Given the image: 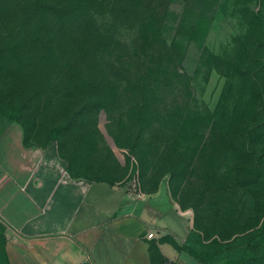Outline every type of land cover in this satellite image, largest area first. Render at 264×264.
Segmentation results:
<instances>
[{
	"label": "rangeland",
	"instance_id": "rangeland-1",
	"mask_svg": "<svg viewBox=\"0 0 264 264\" xmlns=\"http://www.w3.org/2000/svg\"><path fill=\"white\" fill-rule=\"evenodd\" d=\"M184 1L170 3L172 15ZM112 2L0 0V123L55 143L80 174L125 185L136 175L146 203L180 214L176 232L190 226L192 249L239 251L264 219V127L232 69L235 41L264 16V0H221L198 66L182 79L172 22L112 15ZM229 254L213 263L238 264ZM3 255L0 242V264Z\"/></svg>",
	"mask_w": 264,
	"mask_h": 264
},
{
	"label": "crops",
	"instance_id": "crops-1",
	"mask_svg": "<svg viewBox=\"0 0 264 264\" xmlns=\"http://www.w3.org/2000/svg\"><path fill=\"white\" fill-rule=\"evenodd\" d=\"M0 214L4 264H199L179 249L190 226L176 232L174 208L76 172L13 123H0Z\"/></svg>",
	"mask_w": 264,
	"mask_h": 264
},
{
	"label": "trees",
	"instance_id": "trees-1",
	"mask_svg": "<svg viewBox=\"0 0 264 264\" xmlns=\"http://www.w3.org/2000/svg\"><path fill=\"white\" fill-rule=\"evenodd\" d=\"M173 0H113L111 3L112 15H153L149 19L153 23L162 24L161 29H167V21L172 22L171 46L174 53V77H190L188 67L192 72L196 70L204 52V43L211 27L217 8L221 0H185L180 14L172 15L170 3ZM109 6V3H107ZM147 12V13H146ZM170 14V15H169ZM157 15L159 16L158 18ZM161 15V16H160ZM158 21V22H157ZM162 22V23H161ZM103 36V39L112 43L114 37ZM239 47V56L236 59L238 67L233 68V74L246 83L245 92L248 101L245 104L247 111H255L256 123L264 127L262 115L264 113V16L254 15L253 22L249 23L247 36L242 41H235ZM217 66L220 60L215 59ZM191 72V73H192ZM263 120V121H262ZM24 141L27 138L24 136ZM264 236V219L261 225L247 232L241 237L238 244L239 251L234 252L232 245H225L221 250L218 247L212 252H198L189 245L179 246V249L193 258L199 264H214L212 257L216 254H228L224 261H233L238 264H264L261 256ZM0 242L4 244L0 237ZM233 251V252H232Z\"/></svg>",
	"mask_w": 264,
	"mask_h": 264
},
{
	"label": "built area",
	"instance_id": "built-area-1",
	"mask_svg": "<svg viewBox=\"0 0 264 264\" xmlns=\"http://www.w3.org/2000/svg\"><path fill=\"white\" fill-rule=\"evenodd\" d=\"M127 191L133 194L137 200L146 201L147 197L140 190L139 179L136 175H132L127 183ZM0 226L7 227L6 222L4 221L2 215L0 214ZM17 232V231H16ZM154 237V233H149L147 235V239H152Z\"/></svg>",
	"mask_w": 264,
	"mask_h": 264
},
{
	"label": "water",
	"instance_id": "water-1",
	"mask_svg": "<svg viewBox=\"0 0 264 264\" xmlns=\"http://www.w3.org/2000/svg\"><path fill=\"white\" fill-rule=\"evenodd\" d=\"M85 264H89V263H85Z\"/></svg>",
	"mask_w": 264,
	"mask_h": 264
}]
</instances>
